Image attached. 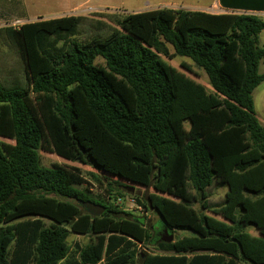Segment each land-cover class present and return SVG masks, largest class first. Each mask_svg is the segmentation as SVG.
Wrapping results in <instances>:
<instances>
[{
    "label": "trees",
    "instance_id": "16d2710c",
    "mask_svg": "<svg viewBox=\"0 0 264 264\" xmlns=\"http://www.w3.org/2000/svg\"><path fill=\"white\" fill-rule=\"evenodd\" d=\"M218 2L224 13L159 8L0 28V264H264V126L252 101L264 82V0ZM161 56L191 60L213 92ZM39 150L151 188L133 202L160 232L187 234L156 244L145 216L96 202L78 168L43 167ZM213 184L226 187L217 206ZM87 201L103 213L89 215ZM66 226L94 236L76 258ZM151 244L170 253L139 251Z\"/></svg>",
    "mask_w": 264,
    "mask_h": 264
},
{
    "label": "rangeland",
    "instance_id": "374dc122",
    "mask_svg": "<svg viewBox=\"0 0 264 264\" xmlns=\"http://www.w3.org/2000/svg\"><path fill=\"white\" fill-rule=\"evenodd\" d=\"M72 4L69 6L70 14L73 16H81L79 14L87 12V15L91 16L95 13H138L145 12L154 9H205L212 4L213 0H69ZM212 12V11H211ZM214 12V11H213ZM78 14V15H77ZM260 16V15H259ZM264 20V16H260ZM264 43V30L259 34V46ZM169 53H173L172 47L167 45ZM161 58L175 68L179 72L183 73L187 77L195 80L202 85L207 93L213 92L209 80L203 70L195 66L191 60L184 57H171ZM95 64L103 65L104 61L101 58H96ZM185 66V67H184ZM187 68V69H186ZM264 69L263 61L259 65V73H262ZM252 101L254 106L255 115L259 125L264 126V82L260 83L252 92ZM38 155L40 157L41 165L46 168H50L52 165H60L62 167H76L81 171L82 176L86 180V188L90 192V196L99 202V199L107 198V206L116 209L118 212L130 214L132 217L141 218L146 217V224L150 227L154 226V231H160V223L155 215L150 212L145 213L141 206H137L133 202V198L146 199V196L153 192L151 188H144L115 176H111L105 173L98 172L93 166L89 164H80L77 162L65 161L56 155L39 150ZM92 176L96 177L100 183L95 182ZM107 184H110L107 186ZM107 189L111 190V194L107 196L105 192ZM189 191L193 194V190L189 188ZM207 202L212 206H217L223 202L226 187L213 184L206 190ZM192 207L197 211H201L200 203L196 202L192 204ZM120 213L119 216L124 215ZM44 224L48 226L49 222L44 220ZM68 231V237L66 239L69 246L68 258L77 257L79 249L85 245L94 241V236L91 235H78L72 233L66 226ZM252 232L250 229H248ZM173 235L175 237H181L186 235L187 232H166L165 236ZM172 240V241H173ZM161 243L159 240L156 244ZM140 252L156 253V254H169L168 251L160 250L157 246L151 244L144 247H139ZM103 264V263H102Z\"/></svg>",
    "mask_w": 264,
    "mask_h": 264
},
{
    "label": "crops",
    "instance_id": "0c3cea01",
    "mask_svg": "<svg viewBox=\"0 0 264 264\" xmlns=\"http://www.w3.org/2000/svg\"><path fill=\"white\" fill-rule=\"evenodd\" d=\"M71 4L69 0H0V28L13 27L18 29L27 23L72 16L68 9ZM190 11L210 14L225 12L220 7L218 0H213L212 4L205 9ZM87 14L84 12L79 15ZM256 14L264 16V12Z\"/></svg>",
    "mask_w": 264,
    "mask_h": 264
},
{
    "label": "water",
    "instance_id": "95a60500",
    "mask_svg": "<svg viewBox=\"0 0 264 264\" xmlns=\"http://www.w3.org/2000/svg\"><path fill=\"white\" fill-rule=\"evenodd\" d=\"M81 206L85 209V211L89 215L94 216V217L100 216L104 211V207L97 205V204L90 202V201L81 202ZM164 232L166 233V230H164ZM172 240H173V235L171 234V235H169L163 239H160L159 241L161 243L168 244V243H171Z\"/></svg>",
    "mask_w": 264,
    "mask_h": 264
},
{
    "label": "flooded vegetation",
    "instance_id": "af4514ba",
    "mask_svg": "<svg viewBox=\"0 0 264 264\" xmlns=\"http://www.w3.org/2000/svg\"><path fill=\"white\" fill-rule=\"evenodd\" d=\"M156 235L158 237V240L163 239V238L166 237L164 230L162 232H160V231L159 232H156Z\"/></svg>",
    "mask_w": 264,
    "mask_h": 264
}]
</instances>
